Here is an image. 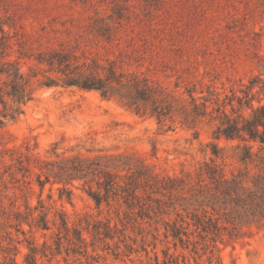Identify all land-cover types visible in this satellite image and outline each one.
I'll list each match as a JSON object with an SVG mask.
<instances>
[{
	"label": "rangeland",
	"instance_id": "374dc122",
	"mask_svg": "<svg viewBox=\"0 0 264 264\" xmlns=\"http://www.w3.org/2000/svg\"><path fill=\"white\" fill-rule=\"evenodd\" d=\"M58 51L144 79L170 113L158 123L94 90L42 85ZM4 61L30 100L0 126V264H264V220L236 216L203 174L240 168L241 141L213 131L222 111L251 113L264 0H0Z\"/></svg>",
	"mask_w": 264,
	"mask_h": 264
},
{
	"label": "trees",
	"instance_id": "16d2710c",
	"mask_svg": "<svg viewBox=\"0 0 264 264\" xmlns=\"http://www.w3.org/2000/svg\"><path fill=\"white\" fill-rule=\"evenodd\" d=\"M111 18L110 16L109 19ZM112 29L107 23H101L97 31L109 40L114 35ZM43 62L49 67L48 70L58 74L57 77L45 76L41 82L44 86L59 85L94 90L103 98L117 99L136 113L148 112L157 119L158 123L171 111V105L144 79L140 80L134 75L126 76L111 64L103 67L95 60L89 63H77L74 55L62 51L54 52ZM1 76L5 80L0 87V105L2 106L0 126L4 119H13L20 112V106L30 100V93L27 91L28 79L20 71L16 62H1ZM254 88H257L255 94L251 92ZM5 98L10 100L13 106H8ZM253 98H256L258 102L263 100V103L253 108L251 106ZM243 99L244 104L251 108V113L247 117L238 115L234 118L222 111L221 121L213 131L215 138L241 141L235 146L237 150L235 159L240 168L236 174H231L227 178L218 167L205 164L203 174L214 184L215 192L222 203L226 201L233 203L236 216L259 222L264 220V79L255 76L249 80ZM238 102L242 104L241 98ZM212 154L215 157L219 155V149L215 145H212ZM104 177L109 184L110 175L104 173ZM89 195L96 204L101 202L99 192H90ZM62 223L65 225L64 221ZM45 227L46 224L43 223V228ZM172 232L175 236L179 234L175 228ZM75 234L81 237L78 231H75ZM30 250L31 253L34 251L33 248ZM30 258L33 259L32 256ZM29 264L32 263L29 261Z\"/></svg>",
	"mask_w": 264,
	"mask_h": 264
}]
</instances>
